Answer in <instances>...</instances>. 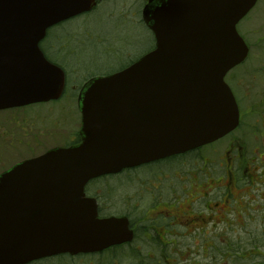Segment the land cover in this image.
<instances>
[{"label":"water","instance_id":"obj_1","mask_svg":"<svg viewBox=\"0 0 264 264\" xmlns=\"http://www.w3.org/2000/svg\"><path fill=\"white\" fill-rule=\"evenodd\" d=\"M258 0H149L155 49L81 89L82 142L0 176V264L101 252L131 242L127 217L98 218L92 179L211 144L240 111L226 74L249 49L237 31ZM96 0H0V110L61 97L65 73L40 49L49 28Z\"/></svg>","mask_w":264,"mask_h":264},{"label":"rangeland","instance_id":"obj_2","mask_svg":"<svg viewBox=\"0 0 264 264\" xmlns=\"http://www.w3.org/2000/svg\"><path fill=\"white\" fill-rule=\"evenodd\" d=\"M137 4H140L139 11ZM106 5H109L108 10ZM99 6L105 8L87 23L86 30L95 37L88 35L90 44L83 52L79 65L81 69L77 66L73 69L67 67L70 82L66 97L57 103L48 102L20 111L0 112V173L22 160L43 154L51 147L64 146L79 127L77 93L82 83L90 77L98 76L97 73L118 70L153 47L154 41L149 30L141 25L143 3L141 5L138 0H101ZM106 11L112 16L106 18ZM238 30L250 41L264 35V0H259L257 7L239 23ZM109 34L111 36L108 41L101 38ZM255 63H264L263 50H256L249 62L235 69L229 79L239 96V105L244 113L238 130L183 158L149 168L140 167L97 183L105 214L124 213L126 209L134 212L132 219L138 229V240L146 241L149 246L150 241L171 240V264H207L211 261L213 263L210 264H216L214 261L224 260V256L216 255L213 250L219 253L223 247L227 248L226 240L239 242L245 258L249 259L239 260L235 264H251L254 261L249 256L251 248L246 240L250 232H261L264 227V185L258 183L253 186L246 173V169L254 166L259 174H264V99H260V102L254 100L259 99L258 95H264V79L259 83H255L257 79H251L250 67ZM84 73L91 75L85 77ZM260 76L263 78L261 73ZM5 140L8 146L4 145ZM230 162H234L233 170H230ZM230 171L240 177L238 191L242 195L241 198L236 196V202H230L232 210L222 217L223 223L218 227L212 223L203 231L193 230L190 226H177L172 218L171 232L167 237L162 233L157 236L155 232H146L141 227L143 223L152 222L148 218L162 208L154 207L170 199L171 214L176 206L188 208L194 200L193 210L207 218L210 211L206 209L205 202L209 206L214 203L222 206L221 201L228 194ZM198 191L209 193L208 199L195 201L194 194ZM232 191L235 192L234 186ZM249 207H254V210L250 208L248 212ZM158 221L166 224L168 219ZM212 239L216 247L221 248L216 249L215 243L210 241ZM143 245L146 246V243L143 242L141 247L134 244L123 250H115L100 259L87 260L75 256L77 258L72 261H55L52 264H111L112 258L113 264H156L162 254L169 250L146 248V251L149 249L156 253L154 259H151L150 256H143ZM161 259L164 262V258Z\"/></svg>","mask_w":264,"mask_h":264},{"label":"flooded vegetation","instance_id":"obj_3","mask_svg":"<svg viewBox=\"0 0 264 264\" xmlns=\"http://www.w3.org/2000/svg\"><path fill=\"white\" fill-rule=\"evenodd\" d=\"M248 46L250 49V58L251 59L253 57V53L256 50H263L264 51V35L261 37H254V39L252 41L249 40ZM235 71L232 70L231 72H229V74L227 75L226 79L227 82L231 85V88L234 91L235 97L238 100L239 96L237 94V92L235 91L233 85L231 84V81L229 80L230 77L232 76L233 72ZM250 73H251V79L252 80H256L255 83H259L261 81H263L264 79V63H261L259 65H257L256 63L253 64L250 67ZM260 73L263 75V78H261ZM260 77V78H259ZM233 79V78H231ZM67 89V88H66ZM260 99H264V95L260 97V95H258ZM14 109L11 110H6L7 112L13 111ZM242 112H241V121H242ZM80 126H81V118H80ZM11 136H9L8 138H10ZM80 132H76L74 133L71 137H69L66 141V143L68 142V145H66V143L64 145H66L67 147H70L72 145H76V142H80ZM3 143V142H2ZM4 145L8 146L7 141H4ZM70 143V144H69ZM74 143V144H71ZM254 167V166H253ZM252 167V170H253ZM234 169V162H230V170ZM203 170V169H202ZM251 169L249 171V169H247L246 171L250 172L248 175V180L251 184L253 185H257L259 184H264V174H259V176L255 177L253 172ZM203 172V171H201ZM230 184L227 186V191L228 194L226 195L227 197V201H226V197L221 201L222 206L220 205V203H214L211 204L209 206V203L206 202V208L207 210H210V212L212 214H210V216H208L207 218L203 217L201 214L196 213L192 206H193V201H191L190 205L188 208H183L181 209L179 206L175 207V211L174 213L171 214V199L167 202H162L159 203L156 207H154V209H159L157 212L153 213L148 219H150L152 222L150 223H143L141 225V227L146 231V232H154L157 233V236H159L161 233L162 235H164L165 237H167V235H169V233L171 232V219H174V222L176 223L177 226L179 227H191L193 230H204L205 227L208 226V224L213 223L216 226H219L223 220L222 217L223 216H227L228 213L231 211L232 209V204H230V202L236 201V196H238L237 198H241L240 194H242L241 192H239L238 190H240V187L238 185V181H237V176H235L234 179V175L232 174V171H230ZM247 173V172H246ZM229 174V173H228ZM256 175L258 173H255ZM261 179V180H260ZM96 183H89L87 188H86V192H87V196L91 197V198H95L99 204L100 210H102V212L104 211L102 202L100 203V196L98 194V188H97ZM232 186H234L235 192L232 191ZM217 188L219 187V185L216 186ZM209 193L207 192H202V191H198L195 192L194 197H195V201L199 200V199H207L208 198ZM225 207H228V210H225ZM150 211V210H149ZM107 215H112L110 213H107ZM159 219L161 220H166L168 219V221H166L165 223H159ZM131 228L134 231V240L130 243H126V244H120V245H116L113 247L108 248L107 250L99 253V254H103L109 251H115L118 248H122L125 249L126 247H131L134 244H136L137 247H141L142 243L145 242L146 246L143 245L142 249L144 250V254L143 256H150L151 259H154V254L155 251L151 250V251H146V248H169L168 252L166 254H162L161 258H164V262H161V258L159 259L158 263L156 264H171V240H158V241H150L151 245L149 246L148 243L146 241H141L138 240V229L136 227V225L131 221ZM176 243V242H174ZM204 246V245H203ZM166 252V251H165ZM99 254H95V255H90L89 257H96L98 258Z\"/></svg>","mask_w":264,"mask_h":264},{"label":"trees","instance_id":"obj_4","mask_svg":"<svg viewBox=\"0 0 264 264\" xmlns=\"http://www.w3.org/2000/svg\"><path fill=\"white\" fill-rule=\"evenodd\" d=\"M99 1H100L99 4H101V0H99ZM138 3H141V5L143 3V6H144V4L146 2H145V0H142V2H141V0H138ZM108 6L109 5L105 6V7H107V10H108ZM105 7H102V8H105ZM137 7H138V11H139L140 4H137ZM102 8H101V6H98V8L94 12H92L90 14H87V15H84L81 18H77L75 20H72V21H70L68 23L62 24V25L56 27L55 29H53L51 32H49V35H48L46 41L43 42L42 45H41L42 46V50L44 51V53L47 56V58L50 61L61 65V67H63L64 70L67 73H68L67 67H69L71 69L78 67L79 69H81L79 67V65H81L80 62L82 60L83 52H85V50H87V48H88V46L90 44L89 43V40H90L89 36L95 37L93 34H90L86 30V28L88 27L87 23H88V21L90 19H92L95 16H97L100 13ZM136 11H137V8H136ZM104 15L106 16V18L112 16V15H108L107 11H106V13ZM81 22H83V23H81ZM80 24L84 25V27H82V26L79 27ZM141 25H143V24H141ZM110 36L111 35L109 34V35H106V36L101 37V38L104 41H108ZM136 58L137 57L133 58L132 60L129 61V63H127L125 66H123V67H121L119 69H122V68L128 66ZM75 66H77V67H75ZM82 66H84V65L82 64ZM115 71H117V70H115ZM112 72H114V71L106 72V73H97V74L98 75H105V74H109V73H112ZM89 75H91V74L90 73H84L83 76L88 77ZM254 100H257L258 102H260V98L259 99H254ZM243 117H244V113H243ZM183 157H185V156H183V155L182 156H175V157L171 158V161L177 160V159H180V158H183ZM160 163H162V161ZM160 163H155V164H152V165H149V166H145L144 168H149V167L155 166V165L160 164ZM248 169H249V171H250V169L252 170V168H248ZM252 171L255 172V173H258L256 171L255 167H253ZM127 172L130 173V171H127ZM246 172H247V177H248L250 172H248V171H246ZM255 173H253L255 177L259 176V173L257 175ZM121 175L122 174L116 175V176H111V177L114 178V177H118V176H121ZM229 176H230V173L228 174V178H229L228 180H229V184H230V177ZM104 179H106V178H103V179H100V180H104ZM234 179H235V176H234ZM100 180H97L95 182L99 183ZM237 181L240 182V177H238V176H237ZM122 189H120V190H122ZM174 199H175V197H174ZM99 200L101 201V199H99ZM231 202H234V201L232 200ZM262 203H264V201H262ZM250 208H252V210H254V207H249L247 209L248 212H249ZM102 209L105 211L104 207ZM106 213L127 215L131 219L132 222H133L132 217L135 216L134 212L133 211H129L128 209H126V211L124 213H120V212H118V213L106 212ZM242 225H246V224L243 223ZM241 227H243V226H241ZM250 233L251 234L249 235V238L246 240V242L250 245V248H251V253H250L249 256H251L252 259L254 260L251 264H255V263L256 264H264V227H263L261 232L254 231V232H250ZM210 241L215 243V248L216 249L221 248L220 246L216 247L217 244H216L214 239H212ZM226 243H228L227 244V248L225 247L226 248L225 249L223 247V249H220L221 251L219 253L213 250V252H215L216 255L219 254V255L224 256V260L219 259L220 262H219V260L214 261L216 264H230V261L233 262L232 264H235L239 260H249V259L245 258L243 252L241 251V244H239V242L238 243H234V240H231V241L229 240V242H228V240H226ZM116 250H123V249L122 248H118ZM207 251H209L208 248H207ZM204 252H206V251L204 250ZM109 253H111V251L103 253V254H99L98 258L100 259L101 257H103V256H105L106 254H109ZM226 254H228V256ZM216 255H214V256H216ZM225 256H226V258H225ZM89 258L96 259V257H94V256L85 257V259H87V260ZM218 258H219V256L217 257V259ZM72 260H73L72 257H70L68 255H62V256H58V257H53V258H48V259H44V260H41V261H37V262L31 263V264H52L55 261H57V262H64V261L69 262V261H72ZM113 262H114V260L112 258L111 264H113ZM211 262L213 263V261H211ZM211 262H209L207 264H210ZM191 264H193V263L191 262Z\"/></svg>","mask_w":264,"mask_h":264}]
</instances>
